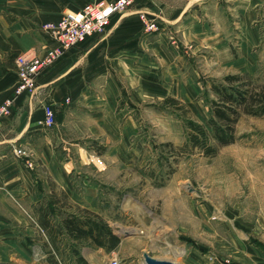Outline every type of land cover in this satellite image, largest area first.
<instances>
[{"label": "crops", "instance_id": "obj_1", "mask_svg": "<svg viewBox=\"0 0 264 264\" xmlns=\"http://www.w3.org/2000/svg\"><path fill=\"white\" fill-rule=\"evenodd\" d=\"M98 1L114 0H0V102L12 99L0 120V264H50L68 251L66 220L98 214L108 189L149 183L144 116L151 99L174 97L166 81H176L174 55L183 61L165 29L190 37L193 53L219 50L230 46L232 32L254 39L264 15V0H135L111 16L104 34L62 51L38 73L32 92L16 96V58L32 52L43 60L58 49L42 26ZM144 21L156 29L146 30ZM47 104L51 128L38 125ZM159 189L168 211L191 204L171 184Z\"/></svg>", "mask_w": 264, "mask_h": 264}, {"label": "rangeland", "instance_id": "obj_2", "mask_svg": "<svg viewBox=\"0 0 264 264\" xmlns=\"http://www.w3.org/2000/svg\"><path fill=\"white\" fill-rule=\"evenodd\" d=\"M258 22L254 39L232 32L225 37L228 48L196 53L190 37L165 29L167 45L183 61L168 53L177 62L176 81H166L174 97L151 99L144 116L150 126L146 175L151 180L122 193L106 190V204L94 216L120 239L114 250L70 238L68 251L50 264H112L114 259L146 264L144 255L174 264H264V116L241 113L235 142L213 157L187 145L189 121L210 130V102L216 101L212 84L235 75L242 77L235 84L247 83L257 92L264 87V15ZM169 184L191 204L168 211L159 188Z\"/></svg>", "mask_w": 264, "mask_h": 264}, {"label": "trees", "instance_id": "obj_3", "mask_svg": "<svg viewBox=\"0 0 264 264\" xmlns=\"http://www.w3.org/2000/svg\"><path fill=\"white\" fill-rule=\"evenodd\" d=\"M241 78L228 75L223 78V82L211 85L210 89L216 96V101L210 102L212 108L210 130L194 122L187 123L189 131L187 145L198 149L205 157H213L218 148L235 142V125L241 113L255 117L264 116L262 97L264 87L261 88V92H257L247 83L235 84ZM211 142H214V145ZM84 213L95 217L88 211ZM88 216L84 218L71 216L66 220L64 226L70 238L85 239L96 248L106 251L114 250L120 241L118 236L99 218L91 220Z\"/></svg>", "mask_w": 264, "mask_h": 264}, {"label": "built area", "instance_id": "obj_4", "mask_svg": "<svg viewBox=\"0 0 264 264\" xmlns=\"http://www.w3.org/2000/svg\"><path fill=\"white\" fill-rule=\"evenodd\" d=\"M135 0H114L112 2L98 1L84 5L79 11L63 14L58 20L47 22L42 29L57 43L56 52L45 58L39 59L32 52H26L16 58L17 82L14 87L16 96L30 93L35 89L36 76L41 69L49 64L62 51L83 43L90 37L102 35L110 25L113 14L121 12L132 6ZM146 30H155V24L145 22ZM12 99L7 98L0 102V120L10 115ZM43 116L38 125L51 128L55 124V114L50 105L43 106ZM13 154L25 159L27 168L34 167L28 153L22 148L13 149ZM112 264H118L114 259Z\"/></svg>", "mask_w": 264, "mask_h": 264}, {"label": "water", "instance_id": "obj_5", "mask_svg": "<svg viewBox=\"0 0 264 264\" xmlns=\"http://www.w3.org/2000/svg\"><path fill=\"white\" fill-rule=\"evenodd\" d=\"M144 260H145L146 264H172V263L166 262V261H155L147 255H144Z\"/></svg>", "mask_w": 264, "mask_h": 264}, {"label": "bare ground", "instance_id": "obj_6", "mask_svg": "<svg viewBox=\"0 0 264 264\" xmlns=\"http://www.w3.org/2000/svg\"><path fill=\"white\" fill-rule=\"evenodd\" d=\"M153 260L155 261H166L165 259H162V258H157V257H151ZM174 264V263H172Z\"/></svg>", "mask_w": 264, "mask_h": 264}]
</instances>
